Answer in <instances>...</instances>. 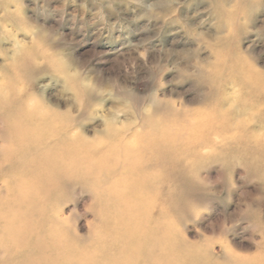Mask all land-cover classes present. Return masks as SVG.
<instances>
[{
	"label": "rangeland",
	"instance_id": "374dc122",
	"mask_svg": "<svg viewBox=\"0 0 264 264\" xmlns=\"http://www.w3.org/2000/svg\"><path fill=\"white\" fill-rule=\"evenodd\" d=\"M261 88L264 0H0V182L51 112L109 146L53 208L85 247L127 225L172 264H264Z\"/></svg>",
	"mask_w": 264,
	"mask_h": 264
},
{
	"label": "bare ground",
	"instance_id": "6f19581e",
	"mask_svg": "<svg viewBox=\"0 0 264 264\" xmlns=\"http://www.w3.org/2000/svg\"><path fill=\"white\" fill-rule=\"evenodd\" d=\"M260 92L264 94V88ZM47 117L52 120L46 121ZM36 118L41 125L31 123L34 127L28 128L20 152L13 157L18 168H9L0 182V231L7 239L12 237L14 245L10 250L3 239L6 257L0 264H163L170 258L174 263V248L165 254L161 239L139 237L127 225L123 244L116 245L109 234L101 243L84 246L85 241L67 228V219L53 208L65 201L68 189L76 190L91 173L80 166L84 158L96 147L109 146L88 144L79 136L65 137L51 112ZM10 179L13 190L6 181Z\"/></svg>",
	"mask_w": 264,
	"mask_h": 264
},
{
	"label": "clouds",
	"instance_id": "9594fccd",
	"mask_svg": "<svg viewBox=\"0 0 264 264\" xmlns=\"http://www.w3.org/2000/svg\"><path fill=\"white\" fill-rule=\"evenodd\" d=\"M158 2H160V0H158Z\"/></svg>",
	"mask_w": 264,
	"mask_h": 264
}]
</instances>
